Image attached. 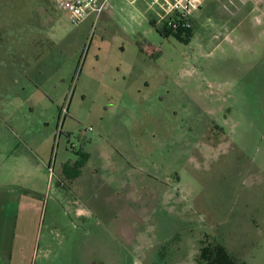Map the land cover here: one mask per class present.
<instances>
[{
    "label": "rangeland",
    "instance_id": "1",
    "mask_svg": "<svg viewBox=\"0 0 264 264\" xmlns=\"http://www.w3.org/2000/svg\"><path fill=\"white\" fill-rule=\"evenodd\" d=\"M158 14L112 0L74 27L0 0V138L54 170L29 264H197L212 243L264 264V0L207 7L190 38Z\"/></svg>",
    "mask_w": 264,
    "mask_h": 264
},
{
    "label": "crops",
    "instance_id": "2",
    "mask_svg": "<svg viewBox=\"0 0 264 264\" xmlns=\"http://www.w3.org/2000/svg\"><path fill=\"white\" fill-rule=\"evenodd\" d=\"M3 120L2 134L7 128ZM23 146L25 150L13 154L12 140L0 138V264H13L14 258V264H29L39 250L44 200L37 186L42 185L46 169L54 170L46 157L26 143Z\"/></svg>",
    "mask_w": 264,
    "mask_h": 264
},
{
    "label": "built area",
    "instance_id": "3",
    "mask_svg": "<svg viewBox=\"0 0 264 264\" xmlns=\"http://www.w3.org/2000/svg\"><path fill=\"white\" fill-rule=\"evenodd\" d=\"M76 27L89 18H98L112 0H46ZM158 10L163 28L171 33L186 34L193 29L194 16L202 10L218 9L223 0H150ZM212 22V20H211ZM217 39V35H214Z\"/></svg>",
    "mask_w": 264,
    "mask_h": 264
},
{
    "label": "trees",
    "instance_id": "4",
    "mask_svg": "<svg viewBox=\"0 0 264 264\" xmlns=\"http://www.w3.org/2000/svg\"><path fill=\"white\" fill-rule=\"evenodd\" d=\"M163 36H172L174 38H180V33H171L165 29L162 31ZM187 38L191 37V31L187 32ZM83 155V154H82ZM82 160L74 161L72 165L70 162H66L62 165V175L69 181L74 180L80 175V169L86 161V157L82 156ZM197 264H237L231 256L225 251L223 247L218 244L212 243L203 246L197 256Z\"/></svg>",
    "mask_w": 264,
    "mask_h": 264
}]
</instances>
